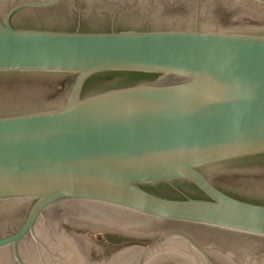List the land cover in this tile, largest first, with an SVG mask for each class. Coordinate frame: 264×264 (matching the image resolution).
Masks as SVG:
<instances>
[{
	"label": "water",
	"instance_id": "95a60500",
	"mask_svg": "<svg viewBox=\"0 0 264 264\" xmlns=\"http://www.w3.org/2000/svg\"><path fill=\"white\" fill-rule=\"evenodd\" d=\"M69 1L0 0V74L73 77L60 100L53 85L0 102V264H264L217 237L264 241V204L211 182L264 171V28L199 24L213 14L199 1L185 26L12 23ZM111 73L152 77L84 90ZM85 232L155 241L102 257Z\"/></svg>",
	"mask_w": 264,
	"mask_h": 264
},
{
	"label": "flooded vegetation",
	"instance_id": "af4514ba",
	"mask_svg": "<svg viewBox=\"0 0 264 264\" xmlns=\"http://www.w3.org/2000/svg\"><path fill=\"white\" fill-rule=\"evenodd\" d=\"M197 1H199V8L207 6L211 7L213 11V14L200 19L199 24L204 22L220 28L235 26L264 28V5L254 0H70L64 7L57 10H31L28 13H17L13 17L12 23L21 27H41L44 26V23L55 22L51 25L52 27L57 26L68 31L77 29L80 31H105L110 30L112 26L122 29L132 25L138 26L140 29L146 26L166 27L171 24L185 26L194 24L192 11H194ZM114 10H119V13L112 19L111 11ZM254 10H258L260 13H253ZM151 77L134 73L103 74L91 78L85 84L84 90L92 91L111 86L115 82H134ZM72 81L73 77L70 75L0 74V102L3 103L4 99L6 101L17 99L20 94L35 93V90L29 91L32 88L38 89L53 85L59 86L56 87V100H60ZM25 87L28 90H23ZM214 178H211V182L224 193L240 200L264 204L263 170L252 172L245 178L225 174H217ZM177 188L159 186L150 189V192L170 199L204 197L200 191L194 189L184 191L185 189L178 190ZM68 233L74 236L73 232ZM217 237L224 241L247 242L248 245L259 249L255 256L257 259L264 257V241L254 245V240L251 238L230 234ZM88 257L90 262V256Z\"/></svg>",
	"mask_w": 264,
	"mask_h": 264
},
{
	"label": "rangeland",
	"instance_id": "374dc122",
	"mask_svg": "<svg viewBox=\"0 0 264 264\" xmlns=\"http://www.w3.org/2000/svg\"><path fill=\"white\" fill-rule=\"evenodd\" d=\"M85 238L94 246L101 249V256H109L112 249L121 248L125 246H146L155 240H138L119 236L116 234L98 233L91 235L88 232L84 233ZM214 264V263H213Z\"/></svg>",
	"mask_w": 264,
	"mask_h": 264
}]
</instances>
